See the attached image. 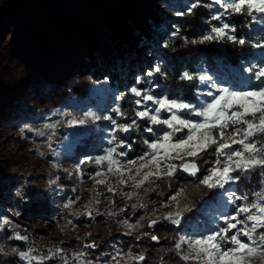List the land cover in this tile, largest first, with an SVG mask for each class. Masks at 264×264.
<instances>
[{
    "label": "rangeland",
    "instance_id": "rangeland-1",
    "mask_svg": "<svg viewBox=\"0 0 264 264\" xmlns=\"http://www.w3.org/2000/svg\"><path fill=\"white\" fill-rule=\"evenodd\" d=\"M12 1L0 0V25L6 14L10 12ZM138 1L139 3L133 10L132 16H126V18L124 15L119 14L120 21H123L122 30L126 35V43L124 44L126 51L122 52L124 57L122 62L114 53L113 64H107L106 61L98 58L96 67L90 68L88 64L91 62L88 55H95L96 50L87 46L83 49L82 57L75 62L72 60L75 56L73 54L69 55L71 53L70 48L54 42L46 30V37L50 43L57 50H62L71 57L72 59H69L72 64L69 65L67 58L62 59L60 55L44 54L41 48L34 44L30 46L28 51L23 52L20 62L16 63L15 60L13 63H5L0 58V83L9 84L8 86H10L4 92L0 89V195L3 194L4 196L0 199V244L5 246V252L7 253H0V264H25V262L19 261L16 255L11 252L13 247L17 248L18 251L33 247L40 250L39 254L41 255L45 254L48 249L54 250L56 247H62L65 253L68 254L69 259H71L72 253L83 250L88 252V259L93 260L95 264H102L116 251H120L125 254V259H121L120 264H127L126 254L129 251L133 255H138L141 252L137 246L126 244L123 238H129L130 241H143L147 238L152 244L159 245L160 242L151 241L149 236H142L140 240H137L136 236L141 233H149L162 239L164 235L163 232L159 231V228L164 226V230L175 231V236L170 244L171 249H173L180 235L193 234V228L189 227V222L194 226L195 232L207 234L205 228L207 217L201 209L205 201H209L219 190L195 192L193 190L196 183L195 179L182 172H178L176 178L171 181L158 180L151 186L145 185L146 188L151 187L155 190L147 192L143 189L138 190L142 202L146 204V208L137 207L132 209L131 204L136 202L135 197L132 200H127L120 194V190L117 191L116 195H113L107 191L105 186H99L97 191L102 195L98 204L93 203L94 209L100 213L111 210L118 213V215L107 216L95 215L94 213L92 218L76 215L84 212V206L93 200L94 181L89 178V174L98 169L94 164L84 165L85 175L83 180L75 174L70 176L68 173H75V165L83 156L90 155L94 157L103 154L104 149L109 145L103 138L105 134L100 132L99 129L104 128L108 122L100 121L97 122V125L89 123L85 126L69 127L66 124L67 118L61 117L60 113L68 111L79 116L85 111L92 110L97 111L99 114H106L114 103L115 95L125 93L126 97L130 98L127 89L134 82L135 77L161 55H163L167 65L165 70L169 72V52L175 49L173 44L178 38L183 41L182 35L184 33L175 22L184 19V11L187 12L188 6L193 2V0ZM210 2L211 0H204L203 2L201 0L202 5H207ZM218 7V5H213L212 8L205 7L209 11V17L207 20L208 29H205L204 32L208 31L211 25L218 23L217 21H210V16ZM180 13H183V15ZM63 16L67 18L66 21L69 24L67 26L62 25L61 33L66 34L67 39L82 36L85 30L90 33L89 45L113 46L116 36L111 33L109 28H103V22L100 19L86 18L80 20L76 17ZM152 16L161 18L162 23L155 25ZM232 16L227 17V20L234 24ZM235 16L243 21L242 25L237 28L238 35L247 36L251 39L264 37V31L261 30L262 25L260 23H252L246 15ZM111 19L113 22L115 18ZM21 27L22 23L17 26H9V30L2 37L0 36V44L3 43L4 48H8L9 44L15 40ZM177 28H179V36H173L172 33ZM164 44H167V47H163ZM210 44L214 48H220L223 45ZM13 47L10 46L9 48L12 49ZM242 49H247L248 55L245 59L238 61L236 65H226L220 59H215L212 64H209L201 57L187 61L188 64L185 62L182 68H179L180 72L184 69L195 71L198 68H206L214 78L231 79V73L235 69L241 65H246L248 62H255L253 54L260 52L259 49H251L247 45ZM88 68L90 69L88 70ZM78 69L85 72L81 78L76 74ZM73 70L76 73L72 74ZM54 71L60 73L62 87L43 76L45 74L50 75ZM96 72H98V75ZM153 79H158L162 88L169 93L182 94L185 98L189 97L187 94L190 93L192 97L186 99L194 100L195 98L196 89L194 87H189V91L184 93L183 90H180V87L177 89L173 87L177 85L176 83H168L167 78L153 77ZM192 83L198 84L195 81ZM181 85L187 86V82H182ZM0 87H2L1 84ZM200 87L203 89L202 85ZM157 91H160V89H157ZM122 106L131 116L132 106L126 102ZM57 121L56 134L52 136V142L49 144L47 141L48 130L44 129L43 126L45 123ZM140 123L143 126L144 122L141 121ZM21 129L26 130L22 133ZM27 129L32 131H27ZM40 131H45L46 135L44 137L39 136L38 132ZM132 137L136 140V143L133 144L132 150L128 152L125 159H134L147 151L146 146L143 144V138H152L150 134L136 133H133ZM53 150L59 155H54ZM41 152L44 153V156L39 155ZM214 159L213 155L205 154L202 160L197 161L201 167V174H204L205 170L212 166ZM204 161H207V163ZM64 169L68 171L65 172ZM52 180H55L54 184L49 183ZM109 180L114 182L115 177L109 176ZM130 184L131 182H129ZM259 185L260 177L256 173L250 179L242 180L238 185L232 187L238 189V194L247 193L251 198L252 192L258 190ZM184 186H187L189 190V200L186 202L193 205V210L185 213L181 225L177 227L170 222L162 221L153 228H148V219H155L167 212L175 211L174 206L165 208L160 207V204L166 201L179 187ZM17 189L21 191L19 196L16 194ZM120 189L124 192L133 191L130 186H120ZM34 199L45 201L44 205L50 207L47 211L50 215L33 224L32 228V224H28L23 219L25 217L23 209L25 203H32ZM69 200L76 202L70 208H64V204ZM110 200H114L115 204H111ZM237 203L240 202L237 201ZM121 208H126V211L120 212ZM153 209H156V211L153 212ZM205 211H210V209H205ZM98 217H102L114 226V236L112 234L114 240L109 242V246L104 249H84L83 244L89 242L87 234L92 232L91 225ZM141 217H146L141 221L144 227L133 232L132 235H125L128 230L118 221L127 218L130 223H135ZM2 218L10 219L15 227L3 225ZM69 220L72 221V224L68 223ZM34 227L42 228L45 232L34 231ZM212 227V223L208 222L207 228ZM16 232L28 236L29 241L6 239V237H10ZM50 234L56 235L54 237L56 240ZM77 237L80 239L77 240ZM70 239L72 240L69 242ZM159 247L161 248L162 245ZM177 257L179 258V256ZM182 263L184 264L183 261ZM45 264H62V261L59 257H56L46 261ZM251 264H264V258H254Z\"/></svg>",
    "mask_w": 264,
    "mask_h": 264
},
{
    "label": "snow or ice",
    "instance_id": "snow-or-ice-1",
    "mask_svg": "<svg viewBox=\"0 0 264 264\" xmlns=\"http://www.w3.org/2000/svg\"><path fill=\"white\" fill-rule=\"evenodd\" d=\"M213 5L219 7L210 16V21L218 23L211 25L198 38L189 40L188 37H182L184 44L231 43L241 48L247 45L251 49L260 50L253 54L255 62H248L235 69L231 73V79L214 78L206 68L195 71L184 69L179 73L178 79L187 82L188 87L196 89L194 100H189L182 94L167 92L158 79H153L167 78V65L161 55L135 77L127 89L130 98L125 93L115 95L114 103L106 114L92 110L79 116L68 111L61 112V117L67 118L66 124L69 127L108 122L104 128L99 129L105 134L103 138L109 145L103 154L83 156L75 165V173L68 174H75L83 180L84 165L94 164L98 169L89 174V178L94 181L93 200L84 206V212L76 214L88 218H92L94 213L118 215L111 210L100 213L94 209L93 203L98 204L102 195L97 191L99 186H105L113 195L120 190V194L127 200L135 197L136 202L131 204L132 209L146 208L138 190H155L146 188L145 185L151 186L158 180L171 181L178 172L187 174L196 181L193 186L195 192L219 191L209 201H205L201 209L207 217V234L195 232L194 226L189 222L193 234L180 235L172 251L184 264H251L254 258H264V37L251 39L238 35L237 26L229 22L227 17L246 15L252 23H260L261 30L264 31V0H211L207 5H202L201 0H193L187 12L191 14L198 7L212 8ZM172 35L179 36V28ZM163 47H167V44ZM194 81L198 84H193ZM124 102L132 106L131 116L124 110ZM141 121L144 122L143 126ZM57 123L58 121L45 123L43 126L48 130L49 144L52 136L56 134ZM25 130L21 129V132ZM133 133L150 134L152 138H143L147 151L134 159H125L136 143ZM38 135L44 137L46 132L40 131ZM53 154L59 155L55 150ZM205 154L213 155L215 159L212 166L201 174L197 161L202 160ZM39 155L44 156V153ZM256 173L259 174L260 185L258 190L252 192L251 198L247 193L238 194V189L232 187L242 180L250 179ZM109 176L115 177L114 182H110ZM49 183L54 184L55 180ZM120 186H130L133 191L124 192ZM16 194L21 195L20 189H17ZM188 200V187H179L160 204V207L165 208L174 206L175 211L148 219V228H153L162 221L179 227L185 213L193 210V205L186 202ZM75 202L69 200L64 208H70ZM110 203L115 204V201L110 200ZM125 211L126 208L120 209V212ZM152 211L155 212L156 209ZM145 218L141 217L135 223H130L125 218L118 223L128 230L125 235H132L144 227L141 221ZM208 222L213 225L210 229L207 228ZM68 223L72 224V221L69 220ZM2 224L15 227L8 218H2ZM142 236H149L156 243L160 240L157 235L149 233H141L136 239L140 240ZM6 239L29 241L28 236L18 232ZM82 247L95 249L97 245L92 241L85 242ZM39 251L33 247H27L24 251L11 248V252L25 264H45L56 257H59L62 264H95L88 259V252L83 250L72 253L71 259L62 247L48 249L43 255ZM0 253L7 254L3 244H0ZM121 259H125V254L116 251L102 264H120ZM126 260L127 264H142L146 256L143 252L133 255L129 251Z\"/></svg>",
    "mask_w": 264,
    "mask_h": 264
},
{
    "label": "trees",
    "instance_id": "trees-1",
    "mask_svg": "<svg viewBox=\"0 0 264 264\" xmlns=\"http://www.w3.org/2000/svg\"><path fill=\"white\" fill-rule=\"evenodd\" d=\"M203 1L204 0H202V2ZM138 3V0H13L10 6V12L6 14L0 25V36L2 37V35L9 30V26H17L19 23H22V27L19 29L15 40L9 44V47L14 46L12 49L9 47L4 48L5 45H3V43L0 44V58L5 63H13L15 60L16 63L20 62L23 52L28 51L30 46L34 44L39 46L44 54L53 56L60 55L62 59L67 58L69 65L72 64L69 59L71 57L66 55L62 50H57L55 46L50 43L46 37V30L47 34L54 42L70 48L71 53H69V55L73 54V56H75L74 59L71 58L75 62L82 57L83 49H85L86 46L96 50L95 55H88L89 61L91 62L88 64L90 68L96 67L98 58L106 61L107 64H113L112 62L115 58L114 53L122 62V60H124L122 52L126 51V47H124L126 35L123 33V21H120L119 14L125 17L132 16V12ZM62 14L68 17H76L80 20L86 18L100 19L103 22V28H109L111 33L116 36L113 46L99 47L95 44L89 45L90 33L85 30L82 36L67 39L66 34H62L61 30L62 25L67 26L69 23L66 21L67 18ZM208 17V9L201 6L196 8L191 14L184 11V19L180 20V22L175 20V23L178 24L184 32L182 36L188 37V39L191 40L193 38H198L205 29H208ZM111 18H115L113 22ZM232 19L237 28L243 23L242 19L238 16L233 15ZM152 20L155 25L162 23L161 18L156 16H152ZM179 39L180 38L173 44L175 49L169 52V72H167V80L168 83H176L177 85L173 87L175 89L180 87V90H183L184 93L185 91H189V87L181 85L182 82L178 79V76L180 73L179 68H182L185 62L187 63V61H192L194 58L202 57L209 64H212L215 59H220V61L226 65H236L238 61L245 59L248 55L247 49H242L232 44H223L220 48H214L212 44L185 45L184 42ZM9 49L10 51L8 52ZM90 68H88V70ZM74 73L76 72L73 70L72 74ZM84 73V71L78 69L76 74L81 78L84 76ZM96 73L98 75V72ZM43 76L44 78H48L52 83L62 87L60 73L54 71L50 75L45 74ZM0 84L2 86L0 87L2 92L10 87L8 86L9 84ZM187 96L189 97L186 98L192 97L190 93L187 94ZM2 197H4L3 194L0 195V199H2ZM34 200L32 203H25L23 209L25 216L23 219L28 224H32V228L33 224L50 215L47 212L50 207L44 205L45 201L41 199ZM113 227L111 223L102 217H98L91 225L92 235L88 236L89 242L95 241L97 250L107 248L109 246L108 243L114 240ZM34 231L45 232L44 229L38 227H34ZM159 231L163 232L164 235V237L159 240V245L152 244L147 238L143 239V241H130L131 239L129 238L123 239L126 244L129 243L130 246H137V248H140L139 251L143 252L146 256L144 264H183L170 247L172 238L175 236V231L170 232L168 229L164 230V226L160 227ZM50 235L56 240L54 238L56 235ZM71 240L72 239H70L69 242ZM160 245H162L161 248L159 247Z\"/></svg>",
    "mask_w": 264,
    "mask_h": 264
}]
</instances>
